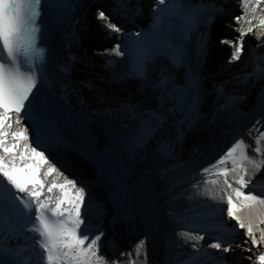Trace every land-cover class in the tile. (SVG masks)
<instances>
[{"label":"bare ground","instance_id":"1","mask_svg":"<svg viewBox=\"0 0 264 264\" xmlns=\"http://www.w3.org/2000/svg\"><path fill=\"white\" fill-rule=\"evenodd\" d=\"M115 2L117 0H100L104 8L102 14L94 6L85 16V27L77 38L80 48L75 42L76 37L69 41L70 50H76V55L67 83L72 86L70 95L85 111L89 129L101 151L113 153L124 168L127 182L122 187L102 176L92 162L84 160L79 154L63 149L45 151L38 148L24 120L16 114L0 110V161L5 165L0 171L27 162L36 164L47 180L42 187L36 188L40 199L51 205L61 203L65 212L70 210L75 214L74 231L63 234L57 248L47 253L42 250L36 261L24 264H182L191 253L202 247L196 242L197 237L185 228V220L176 219L177 216L181 217L182 210L183 219L186 216L190 218L191 205L200 201L211 202L213 192H217L216 203H221L222 198L233 199L244 183L248 184L257 177L263 176L260 182L261 189L264 188V170L260 173L254 168L256 165H260L261 169L264 167V136L256 127V116L235 113L238 112L236 107H232L233 111L228 113L227 108L218 107L220 102L214 104L217 100L212 101L214 89L218 86H213L214 82L223 83L220 79L229 80L230 75L217 78L224 63L213 70L211 65H215L218 58L213 61L211 55L204 65L203 110L207 114L212 102L216 107L211 108L208 120L205 118L198 123L197 136L184 135L183 149L189 150L191 166L176 167L178 161L173 158L172 152L167 153V139L162 131L157 133L155 141L148 142L144 147L125 149V140L132 137L139 123L150 117L146 111L158 107L156 103L160 96L151 95L147 88L138 89V94L132 96L110 85L111 72L121 70L119 65L111 63L113 57L124 61L125 69L129 65L122 51L127 34L138 31L133 28L131 17L139 22L150 16L148 0ZM250 2L239 9L240 15L227 22L219 38L215 40L211 37L212 52L219 54L225 62L229 60L226 59L227 53L244 36L252 44L256 41L259 45L262 41L264 17H260V12L263 5L255 6L253 0ZM112 3L120 8L118 13L107 7ZM55 68L57 72L67 71L62 63H57ZM234 88L239 90L236 93L239 97L255 100L257 92L252 94L251 89L240 88L238 84ZM167 105L170 106L169 101ZM112 106L120 107L121 112H124L123 107L133 109V112H125L126 115H117L119 111L108 114L101 108ZM136 106L145 113L135 110ZM249 111L252 112L251 109ZM242 129L249 132L246 139H249L251 147L246 161L242 157L241 147L237 145L239 136L247 137ZM187 131L195 132V129ZM126 197L130 207L127 215L124 213ZM66 198H70V201L67 202ZM180 202L184 203L182 208L178 206ZM203 209L208 210L209 206ZM256 211L260 214L256 215ZM247 214L255 216L252 227L263 224L264 202L246 208L242 215ZM242 215L236 216L246 226ZM237 218L227 212L225 221L228 226L237 228ZM239 232L242 230L239 229ZM172 235L178 242L172 245H178V248L183 246L176 254L169 252L172 251ZM186 244L191 245L189 250L184 248ZM250 245L246 241L234 249L238 247L237 252L247 256ZM212 246L215 250L221 248L215 243ZM24 253L27 255V251ZM256 253L252 255L256 256ZM251 256H248L249 260ZM259 260L263 263L262 259ZM211 262L207 258L201 264Z\"/></svg>","mask_w":264,"mask_h":264},{"label":"water","instance_id":"2","mask_svg":"<svg viewBox=\"0 0 264 264\" xmlns=\"http://www.w3.org/2000/svg\"><path fill=\"white\" fill-rule=\"evenodd\" d=\"M64 57H66V58H70V56L69 55H66V54H64ZM76 111V110H75ZM74 113H76L77 114V112H74ZM110 154H112V156H114V154L113 153H111V152H109ZM91 155H92V153H90ZM91 155H88L87 156V158L88 159H92L91 158ZM115 157V156H114ZM94 165H95V167H97L98 168V162H97V160L95 161L94 160V162H92ZM112 178L116 181V178L114 177V175H112ZM124 213L127 215L128 213H129V210H130V207H129V204H128V198L126 197V198H124ZM171 244V249H172V252L174 253V248H175V246H173L172 245V243H170ZM170 251V250H169Z\"/></svg>","mask_w":264,"mask_h":264},{"label":"rangeland","instance_id":"3","mask_svg":"<svg viewBox=\"0 0 264 264\" xmlns=\"http://www.w3.org/2000/svg\"><path fill=\"white\" fill-rule=\"evenodd\" d=\"M187 153H189V151Z\"/></svg>","mask_w":264,"mask_h":264}]
</instances>
